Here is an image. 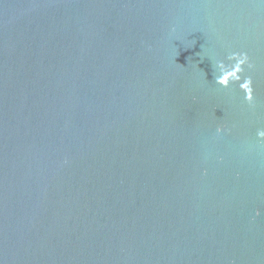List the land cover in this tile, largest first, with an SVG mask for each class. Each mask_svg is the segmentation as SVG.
Instances as JSON below:
<instances>
[{"label": "water", "instance_id": "1", "mask_svg": "<svg viewBox=\"0 0 264 264\" xmlns=\"http://www.w3.org/2000/svg\"><path fill=\"white\" fill-rule=\"evenodd\" d=\"M257 130L261 0H0V264H264Z\"/></svg>", "mask_w": 264, "mask_h": 264}, {"label": "clouds", "instance_id": "2", "mask_svg": "<svg viewBox=\"0 0 264 264\" xmlns=\"http://www.w3.org/2000/svg\"><path fill=\"white\" fill-rule=\"evenodd\" d=\"M264 2V0H261ZM225 61H217L215 64V84L221 88H228L230 84H237L239 91L243 93L244 102L251 105L253 102V87L250 77H244L242 79V73L247 66L251 68L249 63V57L244 52H233L226 57ZM222 130L216 129L217 134ZM256 138L258 141H264V130H257ZM256 215H259L257 212Z\"/></svg>", "mask_w": 264, "mask_h": 264}]
</instances>
